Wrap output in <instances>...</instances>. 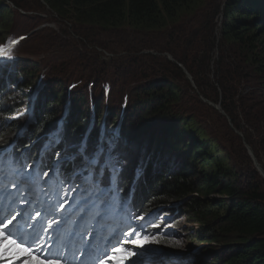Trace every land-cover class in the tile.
<instances>
[{
  "label": "trees",
  "instance_id": "1",
  "mask_svg": "<svg viewBox=\"0 0 264 264\" xmlns=\"http://www.w3.org/2000/svg\"><path fill=\"white\" fill-rule=\"evenodd\" d=\"M19 10L52 12L50 16L59 28L44 36L49 47L44 50L55 52L59 48L55 60L39 68L35 67V56L16 53V45L0 57V64L12 60L18 65L15 75H0V80L7 81L0 86V145L18 134L32 102L31 122L14 146L15 159L22 167L39 158L40 171L49 170L56 152L39 156V150L50 131L63 151L76 144L82 146L81 155L72 159V164H78L76 169L86 163L85 148L88 157L94 155L96 164L100 158L96 159V154L109 146L118 127L111 147L127 145L128 149L119 154L122 164L114 171L113 182L122 197L131 189L136 202L132 208L137 213L181 202L186 212L183 216L197 223L189 239L199 244V239L202 244L218 243L203 248L202 253L195 249L198 254L192 257V264H198L202 257L209 264H264V191L260 184L264 179L253 168L242 180L223 151L221 162L218 148L212 147L215 141L199 134L192 118L168 115L188 101L199 103L197 96L209 100L217 95L216 87L221 88L222 109L235 130L242 132L241 138L235 139L250 147L264 172V0H0V33L9 29L11 14ZM220 13L222 20L217 27ZM26 20L34 21L32 15ZM39 26L30 35L43 36L50 30ZM86 46L109 54L124 53L115 59L113 69L121 80L135 83L134 95L123 93L112 74L104 81L87 76L83 66L86 57L78 52ZM62 74L74 80L66 81V91L60 81H51ZM247 77L258 80V85L247 88ZM74 82L81 89L91 84L88 89H98V96L89 94L82 101L80 95L77 99L70 93L78 88ZM244 90L247 94L241 96ZM112 98L120 107L108 104ZM184 149L193 159L202 157L198 171L192 162H169L170 157L177 160L176 153ZM108 170L104 165L96 168L95 186L109 185ZM71 172V166L64 165L59 176L64 178ZM211 195L218 199H209ZM216 247H220L219 252Z\"/></svg>",
  "mask_w": 264,
  "mask_h": 264
},
{
  "label": "clouds",
  "instance_id": "2",
  "mask_svg": "<svg viewBox=\"0 0 264 264\" xmlns=\"http://www.w3.org/2000/svg\"><path fill=\"white\" fill-rule=\"evenodd\" d=\"M10 47L11 44L7 48ZM29 109L30 111L25 112L28 115V119L19 128L15 138L5 145H0V220H4L6 216H9L10 212L11 215H17V222L10 228V231L18 243L23 247H30L33 250L30 264H37V261L44 260L45 256H47L45 264H48V261H51L52 264H102V262L103 264H117L116 259H111L113 251L116 248H123L125 252L134 253L133 256L125 258L123 264H169L170 262L173 263L174 260H179L182 252L179 247L175 246V239L165 236L166 228L163 221H161V217L162 214L173 217L176 213L179 216L178 206H180L181 202L172 203L163 209L157 208L149 212L142 211L137 213L132 208L136 202L132 199L131 189L128 191L129 195L127 197H122L115 181L113 182L115 180L113 173H111L109 185L92 188L96 195V202L94 211L90 213L88 225H85L83 218H79L73 226H60L58 231L50 235L43 231V229L47 228L49 222L46 210L41 209L36 211L34 204L30 205L29 202L26 205L23 203L21 194L28 196L31 191H38L36 184L46 187L45 185L48 181L54 187H57V191L61 193L66 192L65 188H70L72 185L76 187V184L79 183L81 192L85 193V189L94 184L97 171L92 166L93 164H91L89 170L85 169L87 170L85 171L84 166L87 163L80 164L81 168L76 169L78 164H72V154L67 153L70 152L68 149L61 150V147L56 142V138L52 139L50 146H47L45 141L39 150V156L47 151L56 152V159L50 165L49 170L40 171L38 168L39 158L28 167H22L20 162L15 159L14 146L17 138L21 136L31 122L34 111L33 102ZM243 144L245 143L243 142ZM81 150L82 146L80 145L77 147V157L81 155ZM64 165L71 166L72 172L68 176L61 178L59 170ZM73 170H77V172L74 173ZM82 171L86 172L85 175ZM78 177H82L81 180L77 179ZM28 187L30 190H26ZM31 199L30 197L29 200ZM173 205L177 206L176 211ZM127 206L130 209L128 213L130 216L119 212ZM26 209L27 212L33 211V215L32 218L24 220ZM168 209L170 210L167 211ZM17 210H19L18 214H16ZM21 211H23L22 216L19 215ZM37 212L41 213V216H37ZM156 214L160 218V221L157 218L146 221L154 218ZM8 218L10 219L11 217L9 216ZM41 220L43 221L42 223L39 222ZM172 224L174 225V220ZM32 225H36V227L33 228ZM104 228H108L109 233L104 236L103 247L97 249L95 247L97 231ZM128 233H132V235L140 233V236H144V242L137 245L130 242L126 243L124 240ZM37 237L42 239H38ZM114 240H117V242H114ZM38 247L43 248V251H36ZM49 249L51 250L50 252ZM15 252V249H10L7 253L10 258L9 261L0 260V264H11V259L14 257ZM135 252H141V255H136ZM115 255L119 257L120 253L116 252ZM194 255H196L195 251L191 252L182 264H192L191 261H193L192 257ZM24 264H28V261H25Z\"/></svg>",
  "mask_w": 264,
  "mask_h": 264
},
{
  "label": "rangeland",
  "instance_id": "3",
  "mask_svg": "<svg viewBox=\"0 0 264 264\" xmlns=\"http://www.w3.org/2000/svg\"><path fill=\"white\" fill-rule=\"evenodd\" d=\"M7 5L10 7H13L11 4ZM46 9L49 11V9L46 7ZM52 12L50 13H45L41 11L40 13H35L33 11H17L13 12L11 14V18L9 19V29L6 30L4 33H0V46H3V49H6L8 45L13 44L14 39H18V42L15 47H17L16 53H20V55L25 54L28 55L29 53L33 54L36 58V68H39L38 66L42 67L43 65L49 64V62L56 58V51L58 50L59 47L55 48V52H49L47 50H44L48 44V37L45 38L48 34H53L59 26L57 25V22H54L52 17L50 16ZM32 15L34 21L31 22L29 19V16ZM36 15H39L40 17L37 18ZM218 20L217 27H219L220 22L222 20V13L218 14L216 17ZM36 25H41L39 27H50V30L46 32L45 35L41 36L39 34L37 35H30L38 27L34 28ZM32 29L34 31H32ZM30 31V33H28ZM165 32H162V35L157 37V42L161 43L162 36L164 37ZM30 35V36H29ZM28 37V39L25 41V39ZM23 43V44H19ZM80 48V47H79ZM41 50V51H39ZM52 50V48H50ZM42 51L49 52V53H42ZM79 54L82 56L84 55L86 57L85 60H83V66L87 73V76H94L98 80H105L106 75H113L115 80L118 82L120 86V90L123 91V93H128V95H134L135 91V83H129L121 80L118 75L114 72L113 69V64L115 62V59H120L119 56H123L124 53L120 51H116L113 54H109L105 51H102L99 48H94L91 49L89 46H86L84 48H81L80 51H78ZM149 53L155 54L152 50L148 51ZM50 55V57H48ZM101 56V58H100ZM0 57H3V55H0ZM162 57L167 58L165 54H162ZM23 58V56H22ZM48 58L49 61L46 59ZM99 60H98V59ZM168 59V58H167ZM57 60V59H56ZM64 60V59H63ZM169 60V59H168ZM0 64V75H3V77L7 76H12L15 75V70L18 68V65L16 62L12 60L4 61L1 62ZM52 63V62H50ZM34 67V66H33ZM34 67V68H35ZM35 68V69H36ZM58 68H62V66H58ZM47 69H45L46 71ZM42 73V72H41ZM40 73V74H41ZM58 72H56L57 74ZM51 81H60L61 83L64 84L65 91L66 87L68 86V82H73L71 76H68L66 74L56 75L51 78ZM68 81V82H66ZM108 82V81H107ZM7 81L4 79L0 80V86L6 84ZM247 83L249 86L247 88H255L259 81L255 80L253 77H247ZM74 88L73 90L70 91L77 99H79L80 95L82 96V101L87 98L89 94H91L92 97L98 96V89L92 91L91 89L89 90L91 84L88 85V88L86 89H81L78 82L73 83ZM105 86L109 87V84H106ZM221 88L216 87V96H212L209 98V100L205 99L203 96H197L199 99V103H195L194 101H188L186 104L181 105L180 107H177L173 109L174 112L168 113L170 117H173L175 115L179 116L182 118V120H190L192 118V121L195 123V127L197 128V131L199 134L203 135L206 137V140H213L215 141L216 146H212L215 148H218V153L217 156L221 158L222 162V151L223 153L228 156L231 160L229 161L230 166L236 171L242 178L243 176L247 175L251 169L254 168L253 163L247 153V150L245 149V144L239 143L237 139H235V136L240 137L242 136V132H238L235 130V128L232 125V121L230 117L223 111L222 109V93H221ZM247 91H242L241 96H245ZM126 98V97H123ZM108 104L111 106L115 107H120L116 101V99L109 101ZM235 104H237V100L235 101ZM80 106H82V103H79ZM245 102L244 100L241 101V106L244 107ZM236 113H238V109H234ZM53 127H51L49 130H51ZM118 127H116L117 129ZM52 135L53 133L50 131L46 137V144L47 146H50V142L52 141ZM224 137H223V136ZM259 135L256 136V140ZM184 139L186 138L185 135L183 136ZM251 137H253V133H251ZM184 142V141H183ZM117 151L118 154L122 153V149H128V146H116L114 147ZM70 153L72 154L73 158L77 157V144L69 147L68 149ZM183 152L177 154V160H174L172 157H170L169 162L173 161L174 163H177L178 165H184L185 164H194L195 171L199 170V160L202 159V157H198L197 159H193L192 157H189L187 155V149L182 150ZM80 152V151H79ZM78 152V153H79ZM97 155L96 157H98ZM183 157V159H182ZM191 159H189V158ZM215 157V158H218ZM213 158V157H211ZM219 159V158H218ZM185 160V162H184ZM91 167V164H87L84 166V170L87 169L89 170ZM110 172H114L110 169ZM37 178L35 180L36 184ZM262 190L264 191V183L260 181ZM38 186V191H31L30 194L28 195V202L30 205L34 204L35 210H46L45 212L48 214L49 220L55 219L57 222L60 220H63V223L61 226L66 225H74V223L77 221L78 218H83L85 220V225L89 224V218H90V213H92L95 209V202H96V195L94 194V189H85V193H82L80 190V184H76L71 188H65L66 192L61 193L60 191H57V187H54L49 181L46 182V187H42L39 184H36ZM26 190H30L28 187ZM72 191V192H71ZM84 194V195H83ZM32 198L29 200V198ZM209 199L212 200H217L218 196L217 195H211L209 196ZM65 200H67L69 203L65 204L66 211H63L62 216L57 212L55 216L49 215L54 211V206L56 209L59 208V205L62 203H65ZM27 205V202H24ZM81 207V208H80ZM110 207V206H108ZM175 208V211L177 209V206L173 205ZM79 208V209H78ZM83 209V210H82ZM123 209V208H122ZM120 210V213H124L127 216H130L128 211L126 210ZM128 210L129 207H127ZM168 209L167 211H169ZM34 211V212H36ZM72 211V212H71ZM79 211V212H78ZM86 211V212H85ZM33 211H28L26 209V213L24 214V220L32 218V213ZM74 212V213H73ZM85 212V213H84ZM127 212V213H125ZM19 213V210L16 211V214ZM185 207L182 204V206L179 207V216L176 213L173 217H168L167 214L163 215L161 217V221H163L164 226L166 228L165 231V236L167 237H172L176 241L177 247L182 252V256H180L179 260H174L173 263L169 264H182V262L185 261V259L188 257V255L195 251V249H200L199 253H202L204 250L203 248H211L213 246H217L218 243L212 242L210 244H202V239H199L200 244L195 241H191L189 239V233H194L197 229V223L189 222L188 219L185 218ZM72 215V216H71ZM78 215V216H77ZM158 219L160 221V218L157 216L154 218H150L146 221L149 220H155ZM68 220V221H67ZM73 220V221H72ZM174 220V225L172 224ZM91 222V221H90ZM114 229V228H113ZM140 231V230H139ZM139 235V236H138ZM134 237V238H133ZM143 235L140 236V233L135 234L132 236V233H128L126 235V239L124 240L126 243L130 242L133 244L134 241H140V243H143ZM138 239V240H137ZM132 240V241H131ZM140 243H135V245L140 244ZM218 249V252L220 250V247H216ZM170 253L176 254L172 251H169ZM137 254H141V252H136ZM196 253V252H195ZM198 254V253H196ZM155 255V254H154ZM178 255V254H176ZM140 256V255H139ZM179 256V255H178ZM204 257L201 258V260L198 264H209L206 260H204ZM197 261V262H198ZM193 263V261H191Z\"/></svg>",
  "mask_w": 264,
  "mask_h": 264
},
{
  "label": "snow or ice",
  "instance_id": "4",
  "mask_svg": "<svg viewBox=\"0 0 264 264\" xmlns=\"http://www.w3.org/2000/svg\"><path fill=\"white\" fill-rule=\"evenodd\" d=\"M8 51V49L0 48V55H8ZM111 144L112 142H109L108 147H101L99 149L100 158L97 160L96 165H92L94 168H99L101 165H104L105 171L108 169L116 171L117 169L121 168L122 158L117 153L116 149L111 147ZM84 156L86 157L85 162L87 164H91V160L95 158L94 155L93 157H88L87 148L84 150ZM21 197L24 202H28L27 195L21 194ZM13 202L15 203V201ZM67 203L69 202L65 200V203L60 204L58 209H56L54 206V211L49 215L55 216L57 212H59V214L62 216L63 211H66L65 204ZM19 215L22 216L23 211H21ZM36 215L41 216V213L37 212ZM9 216L11 217L10 219L5 217L4 220H0V249H2V251H0V260L9 261L10 258L8 257L7 253L10 249H15L16 252L14 257L11 259V264H24L25 261H28V264H30L31 258L33 257V250L30 247H23L15 238H13L10 228L17 222L18 217L17 215H11V212L9 213ZM33 219H35V217H33ZM39 222L42 223L43 221L41 220ZM62 223L63 220H60L59 222H57L55 219L49 220L47 228L43 229V231L50 235L51 233L58 231ZM32 227L35 228L36 225H32ZM37 238L42 239L40 237ZM133 243H140V241H134ZM36 251H43V248L38 247ZM50 251L51 250L49 249V252ZM116 252L120 253L119 257L115 255ZM133 255L134 253L125 252L123 248H116L113 251V256L111 259H116L117 264H123L125 258ZM45 261H47V256L44 257V260H38L37 264H45ZM48 264H52V262L48 261Z\"/></svg>",
  "mask_w": 264,
  "mask_h": 264
},
{
  "label": "bare ground",
  "instance_id": "5",
  "mask_svg": "<svg viewBox=\"0 0 264 264\" xmlns=\"http://www.w3.org/2000/svg\"><path fill=\"white\" fill-rule=\"evenodd\" d=\"M16 42H18V41H16ZM192 81V80H191ZM50 162V161H49ZM60 174V173H59ZM61 178H63L62 176H61ZM96 184V183H95ZM99 184V183H98ZM73 187V186H72ZM71 188V187H70ZM72 192V191H71ZM84 195V194H83ZM128 207V206H127ZM127 207H124L123 209L124 210H126V211H130V210H128L127 209ZM81 208V207H80ZM79 209V208H78ZM122 209V210H123ZM83 210V209H82ZM72 212V211H71ZM79 212V211H78ZM86 212V211H85ZM84 212V213H85ZM74 213V212H73ZM72 216V215H71ZM78 216V215H77ZM6 217H9V216H6ZM79 219V218H78ZM68 221V220H67ZM73 221V220H72ZM109 233V229L108 228H104V229H101V230H99V231H97V241H96V243H95V247L97 248V249H101L102 247H103V239H104V236H106L107 234ZM133 236V235H132ZM139 236V235H138ZM134 238V237H133ZM138 240V239H137ZM132 241V240H131ZM114 242H117V240H114ZM133 244H135V243H133ZM135 254L136 255H141V254H137L136 252H135Z\"/></svg>",
  "mask_w": 264,
  "mask_h": 264
},
{
  "label": "water",
  "instance_id": "6",
  "mask_svg": "<svg viewBox=\"0 0 264 264\" xmlns=\"http://www.w3.org/2000/svg\"><path fill=\"white\" fill-rule=\"evenodd\" d=\"M167 58H168L170 61H173L169 55H167ZM179 67L182 68L180 65H179ZM182 70H183V72L185 73L186 78H187V79L189 80V82H191V84H192L191 77L189 76V74L185 71L184 68H182ZM192 86H193V84H192ZM245 148H246V150H247V152H248V155L250 156V158H251V160H252V162H253V165H254L255 169L260 173V175L262 176V178H264V172H263V170L260 168V166H259V164L257 163V161L255 160V158H254V156H253V154H252L251 149H250L247 145H245Z\"/></svg>",
  "mask_w": 264,
  "mask_h": 264
}]
</instances>
